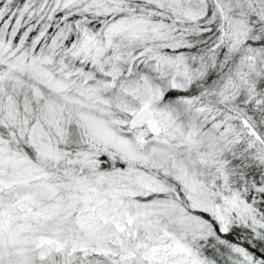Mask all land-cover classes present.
<instances>
[{
  "label": "snow or ice",
  "instance_id": "6c2138e0",
  "mask_svg": "<svg viewBox=\"0 0 264 264\" xmlns=\"http://www.w3.org/2000/svg\"><path fill=\"white\" fill-rule=\"evenodd\" d=\"M0 264H264V0H0Z\"/></svg>",
  "mask_w": 264,
  "mask_h": 264
}]
</instances>
